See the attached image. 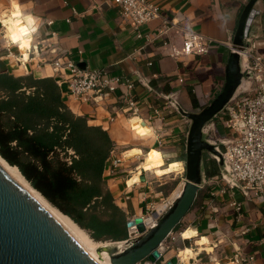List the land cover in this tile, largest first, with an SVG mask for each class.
<instances>
[{
	"label": "crops",
	"instance_id": "crops-1",
	"mask_svg": "<svg viewBox=\"0 0 264 264\" xmlns=\"http://www.w3.org/2000/svg\"><path fill=\"white\" fill-rule=\"evenodd\" d=\"M149 1L161 8L162 15L176 18L187 30L214 40L208 54L183 55L182 34L174 30L161 34L157 20L143 26L141 38H137L109 1L0 0V21L6 26L0 27V74L53 78L70 110L108 133L114 148L104 177L115 204L127 218L146 217L148 211L159 208L164 197L158 189L162 185L158 178L182 171L188 121L177 114L169 100H175L185 112H197L216 96L224 83L237 21L249 0ZM253 8V39L241 61L243 70L251 62L249 55L264 53V0H257ZM4 15L15 16L22 22L19 40L11 42V36L5 35V40L16 44L20 51L14 46L6 48L1 39L3 32L12 34L2 20ZM51 32L57 35V52L80 67L106 69L113 76L131 79L137 113L127 111L120 98L124 93L121 88L96 100L91 96L86 102L64 93L68 71L57 72L44 63L41 59L50 57L47 53L41 58L33 52L26 53V60L18 62L21 51L24 55L29 47L28 34L32 47L40 48ZM252 89L253 82L246 79L237 91L246 94ZM155 109L159 110L158 115L153 113ZM136 122L144 124L140 130L147 134L134 133L132 127ZM145 162V182L133 184L135 174ZM166 167H173L174 172L162 175L161 170ZM204 183L208 191L202 192L185 216L186 228L181 233L183 241L192 242L181 250L191 249L194 256L180 264H231L235 256L251 257L248 264H264L262 196L229 189L218 176ZM179 193L175 189L171 196L176 198ZM196 244H204L201 251Z\"/></svg>",
	"mask_w": 264,
	"mask_h": 264
},
{
	"label": "trees",
	"instance_id": "trees-1",
	"mask_svg": "<svg viewBox=\"0 0 264 264\" xmlns=\"http://www.w3.org/2000/svg\"><path fill=\"white\" fill-rule=\"evenodd\" d=\"M113 148L105 130L70 110L53 78L0 74V157L95 242L128 238L104 177ZM203 170L205 179L220 176L206 154Z\"/></svg>",
	"mask_w": 264,
	"mask_h": 264
},
{
	"label": "water",
	"instance_id": "water-1",
	"mask_svg": "<svg viewBox=\"0 0 264 264\" xmlns=\"http://www.w3.org/2000/svg\"><path fill=\"white\" fill-rule=\"evenodd\" d=\"M249 0L237 21L230 54L225 66L224 83L216 96L197 112H185L169 100L177 114L188 121L184 144V181L172 202L153 214L154 223L145 227L141 218L127 222L128 238L121 242L101 243L97 253L106 254L110 264H156L162 243L191 210L205 179L203 154L216 161L220 174L227 176L220 145L204 139V128L235 98L243 80L250 74L242 68L244 53L251 48L250 30L253 7ZM139 182H145L140 171ZM40 194V193H39ZM0 264H99L67 231L0 166Z\"/></svg>",
	"mask_w": 264,
	"mask_h": 264
},
{
	"label": "built area",
	"instance_id": "built-area-1",
	"mask_svg": "<svg viewBox=\"0 0 264 264\" xmlns=\"http://www.w3.org/2000/svg\"><path fill=\"white\" fill-rule=\"evenodd\" d=\"M104 1L111 2L112 7L116 9L118 17L129 24L137 38H141L140 32L143 26L157 20L160 23L159 31L161 34L166 35L171 30L182 34V53L185 56L206 55L210 47L215 44L214 40L184 28L178 19H169L162 15L161 8L149 0ZM48 24H51V22H48ZM0 27L1 29H6L2 21H0ZM6 32L1 34L2 41L7 45L6 48L14 46L20 51L16 44H10L5 40ZM30 37V34H28L29 47L26 49L28 55L33 52L35 57H40L42 54L47 53L50 57L41 59L44 60V63L50 64L54 71H68L66 84L63 88L64 93L73 95L80 102H86L91 96H93L92 100H96L121 88L124 89V93L121 92L120 98L123 100L127 111L132 115L137 113L133 94L134 82L131 79L113 76L106 69L89 70L80 67L70 60L68 56L57 52V35L55 32H51L49 38L41 42L40 48H37V46L32 47ZM249 57L251 62L245 65L244 71L250 74L248 80L253 82V89L250 93L244 94L236 100L234 98L232 100V108L229 109L227 106L222 111V114L228 111L230 117L228 121L230 138L221 141L224 143V151L221 153L227 176L220 174L219 178L229 189H238L244 194L253 192L264 199V53H256L249 55ZM21 60H26L23 54L18 57V62ZM170 105L176 111L171 103ZM153 113L158 115L159 110L155 109ZM133 126L132 130L136 134H138L140 129L144 128V124L140 122H136ZM118 162H115L114 165L116 166ZM139 174L141 172L138 170L134 176L135 182L133 184L140 183L139 176H137ZM156 210H153L148 215L151 219L152 214ZM135 218L137 217L129 218L127 222H133ZM139 218L142 219L146 228L149 227L144 222L143 217ZM251 260V257L244 259L243 257L235 256L230 263L248 264ZM177 264H180V262Z\"/></svg>",
	"mask_w": 264,
	"mask_h": 264
},
{
	"label": "rangeland",
	"instance_id": "rangeland-1",
	"mask_svg": "<svg viewBox=\"0 0 264 264\" xmlns=\"http://www.w3.org/2000/svg\"><path fill=\"white\" fill-rule=\"evenodd\" d=\"M7 25H8V23H7ZM7 29L9 31H11L9 26H8ZM6 33H7L8 36H11V35H9L8 31ZM24 57H27L26 54L24 55ZM246 94H248V93H246ZM243 95H244L243 93H240V91H237V93L235 94V100L237 98H239L240 96H243ZM228 107H229V109L232 108V101L228 104ZM229 119H230V117L228 115V111H225L223 114L222 113L218 114L211 122H209L205 126V128H204V139L208 140L211 143H215L217 145H220L219 143L222 140L224 141L225 139L230 138V129H228V124H229L228 121H229ZM145 133L146 132H143L142 130L138 131V134H140V135L143 134V136L145 135ZM219 151L220 152L224 151V146L223 145H221L219 147ZM144 153H146V152H144ZM205 154L209 158L213 159L211 155H209L207 153H204L203 155H205ZM147 163L148 162H145L144 164H142V167H141L145 171H147L144 168ZM182 166H183V171L178 172V174H176V175L175 174H171V175H168V176H164V177L158 178V179H161V181H162V185L158 189L162 192L163 197H164V201L163 202H159L160 205H162L164 203L172 202V200H174V197L171 196V192L174 191L175 189H176V191H180V189L182 188L183 181H184V163H183ZM205 181H207V179H204V181H203L202 192L208 191L207 187L205 185L206 183H204ZM150 213H151V211H148L145 216H148ZM130 218H132V217L130 216ZM128 219H129V217L127 218V220ZM185 228H186V219L184 217L182 219V221L180 222L178 229L175 230V231H172L171 235L162 243L161 249L159 250V253L161 254V257L156 261V264H166L173 257H175V259H176V263L175 264H177L179 262L178 259H180L188 250V249H186V250H181V249H184L183 248L184 246L188 247V245L190 243H192L190 241L185 242V241H183L181 239L182 238L181 233L183 232V230ZM86 235L88 236L87 233H86ZM184 240H186V239H184ZM101 243H107V242H100L99 245H101ZM196 245H200V244H196ZM189 250H191V249H189ZM141 264H151V263H149L147 260H145Z\"/></svg>",
	"mask_w": 264,
	"mask_h": 264
},
{
	"label": "bare ground",
	"instance_id": "bare-ground-1",
	"mask_svg": "<svg viewBox=\"0 0 264 264\" xmlns=\"http://www.w3.org/2000/svg\"><path fill=\"white\" fill-rule=\"evenodd\" d=\"M2 19L6 23H8L9 28L11 29L12 34L10 38H8L11 42L13 40H19L17 34L22 26V22L19 18L15 16H3ZM23 31V30H22ZM21 31V32H22ZM23 47V46H21ZM23 54V52L21 51ZM26 52L24 53V55ZM27 56V55H26ZM27 58V57H24ZM131 156L134 154L131 153ZM0 166L20 185L22 186L66 231L67 233L99 264H110L109 258L106 254H98L97 248L100 242H95L91 240L86 233L80 229L76 224H74L67 216L58 212L55 208L50 206V204L36 191L34 190L29 183L21 176L18 169L14 166H10L0 157ZM140 171H144L142 168H139ZM174 172L173 167H166L161 170L162 175H168ZM181 191V190H180ZM145 223L151 226L154 221L149 217H143ZM189 235V234H188ZM204 245V244H203ZM203 245H198L199 251L202 250ZM197 254V253H196ZM181 256V255H180ZM194 256V252L191 250H187V252L178 259L179 262H187L190 257ZM175 257L171 258L166 264H175Z\"/></svg>",
	"mask_w": 264,
	"mask_h": 264
}]
</instances>
